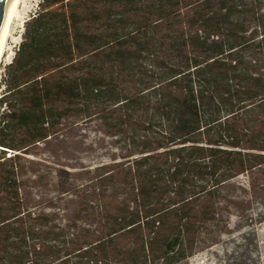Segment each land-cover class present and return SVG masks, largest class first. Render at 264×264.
<instances>
[{
  "label": "trees",
  "instance_id": "obj_1",
  "mask_svg": "<svg viewBox=\"0 0 264 264\" xmlns=\"http://www.w3.org/2000/svg\"><path fill=\"white\" fill-rule=\"evenodd\" d=\"M39 6L0 97V264L186 262L224 184L264 164V0ZM88 122L118 154L58 168L66 203L38 209L24 161Z\"/></svg>",
  "mask_w": 264,
  "mask_h": 264
},
{
  "label": "rangeland",
  "instance_id": "obj_2",
  "mask_svg": "<svg viewBox=\"0 0 264 264\" xmlns=\"http://www.w3.org/2000/svg\"><path fill=\"white\" fill-rule=\"evenodd\" d=\"M40 1L21 0L0 64V97L4 92L6 66L24 40L26 22L39 10ZM115 141L97 123L88 122L66 123L50 143L40 144L24 161L30 167L27 171L32 177L30 191L38 209L48 199H54L61 209L66 203L53 186L58 168L77 172L96 166L118 154ZM221 196V220L202 228V237L213 239V243L181 264H264V164L225 183Z\"/></svg>",
  "mask_w": 264,
  "mask_h": 264
},
{
  "label": "bare ground",
  "instance_id": "obj_3",
  "mask_svg": "<svg viewBox=\"0 0 264 264\" xmlns=\"http://www.w3.org/2000/svg\"><path fill=\"white\" fill-rule=\"evenodd\" d=\"M21 0H11L0 31V64L4 57L12 25L19 15ZM1 66V65H0Z\"/></svg>",
  "mask_w": 264,
  "mask_h": 264
},
{
  "label": "water",
  "instance_id": "obj_4",
  "mask_svg": "<svg viewBox=\"0 0 264 264\" xmlns=\"http://www.w3.org/2000/svg\"><path fill=\"white\" fill-rule=\"evenodd\" d=\"M11 0H0V31Z\"/></svg>",
  "mask_w": 264,
  "mask_h": 264
}]
</instances>
